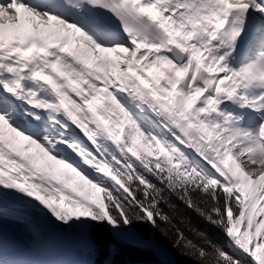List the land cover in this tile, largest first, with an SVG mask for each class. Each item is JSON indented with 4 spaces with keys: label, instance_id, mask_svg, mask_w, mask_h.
I'll list each match as a JSON object with an SVG mask.
<instances>
[{
    "label": "snow or ice",
    "instance_id": "1",
    "mask_svg": "<svg viewBox=\"0 0 264 264\" xmlns=\"http://www.w3.org/2000/svg\"><path fill=\"white\" fill-rule=\"evenodd\" d=\"M264 264V0H0V264Z\"/></svg>",
    "mask_w": 264,
    "mask_h": 264
},
{
    "label": "trees",
    "instance_id": "2",
    "mask_svg": "<svg viewBox=\"0 0 264 264\" xmlns=\"http://www.w3.org/2000/svg\"><path fill=\"white\" fill-rule=\"evenodd\" d=\"M176 259H177V264H186V262H184L182 258L177 257Z\"/></svg>",
    "mask_w": 264,
    "mask_h": 264
}]
</instances>
